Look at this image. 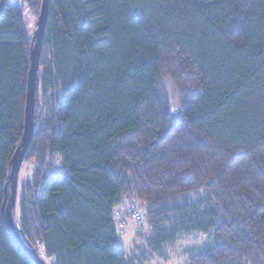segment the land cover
<instances>
[{
    "label": "trees",
    "instance_id": "obj_1",
    "mask_svg": "<svg viewBox=\"0 0 264 264\" xmlns=\"http://www.w3.org/2000/svg\"><path fill=\"white\" fill-rule=\"evenodd\" d=\"M41 1L0 0V264H33L3 219ZM34 99L11 219L45 264H145L192 233L186 264H264V0H49Z\"/></svg>",
    "mask_w": 264,
    "mask_h": 264
},
{
    "label": "water",
    "instance_id": "obj_2",
    "mask_svg": "<svg viewBox=\"0 0 264 264\" xmlns=\"http://www.w3.org/2000/svg\"><path fill=\"white\" fill-rule=\"evenodd\" d=\"M48 9H49V0H42L40 12L37 18V23L34 29L32 47L30 51V67H29L28 82L26 87L24 117H23V134L20 145L16 149L11 161V169L8 179V183L10 186V195L4 211V219H3L5 228L7 230L11 242L33 264H45V263L36 254L31 252L18 237V234L15 231L12 224L11 211L15 203L18 175L23 162V158L28 150L33 132V126H34L33 114H34V105H35L34 94H35L36 80H37V68H38V60L40 56L41 40L45 31V26L48 17Z\"/></svg>",
    "mask_w": 264,
    "mask_h": 264
},
{
    "label": "rangeland",
    "instance_id": "obj_3",
    "mask_svg": "<svg viewBox=\"0 0 264 264\" xmlns=\"http://www.w3.org/2000/svg\"><path fill=\"white\" fill-rule=\"evenodd\" d=\"M33 25V19L30 18V22L28 23L29 29ZM58 160H54V164L57 167ZM55 167V171L59 170V168ZM54 168V167H53ZM32 168L28 165H24L22 172L20 174V180L28 179L30 177ZM57 173V172H56ZM55 173V174H56ZM128 203L124 202L118 211H123L127 209ZM125 222V234L123 237L119 238V245L125 251L126 254L136 258L138 255V249L142 246L141 240L137 238V229L133 220L128 217V215H123L120 217ZM144 218V217H143ZM139 231V230H138ZM209 243V240H208ZM207 244V238L198 233L186 234L185 236L180 237L176 243L171 244L165 248V255L163 258H157L149 256V260L144 262L145 264H186L188 261V256L191 253L196 252L198 250L203 249ZM145 249V252L148 253V250ZM149 254V253H148ZM138 261V260H137Z\"/></svg>",
    "mask_w": 264,
    "mask_h": 264
},
{
    "label": "built area",
    "instance_id": "obj_4",
    "mask_svg": "<svg viewBox=\"0 0 264 264\" xmlns=\"http://www.w3.org/2000/svg\"><path fill=\"white\" fill-rule=\"evenodd\" d=\"M130 218L133 220L134 224L137 227H142L144 223V219L142 217V212L135 206L130 207ZM125 228L123 227V224L121 221H116L115 230H116V236L117 238H121L125 234Z\"/></svg>",
    "mask_w": 264,
    "mask_h": 264
},
{
    "label": "clouds",
    "instance_id": "obj_5",
    "mask_svg": "<svg viewBox=\"0 0 264 264\" xmlns=\"http://www.w3.org/2000/svg\"><path fill=\"white\" fill-rule=\"evenodd\" d=\"M125 230V229H124Z\"/></svg>",
    "mask_w": 264,
    "mask_h": 264
}]
</instances>
